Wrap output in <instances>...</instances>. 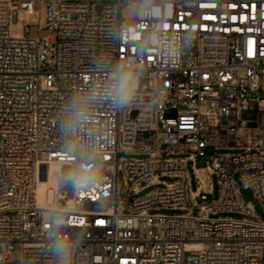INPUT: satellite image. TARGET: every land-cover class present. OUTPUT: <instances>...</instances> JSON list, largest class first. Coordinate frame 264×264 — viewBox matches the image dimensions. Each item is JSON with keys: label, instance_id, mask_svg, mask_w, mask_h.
Listing matches in <instances>:
<instances>
[{"label": "built area", "instance_id": "obj_1", "mask_svg": "<svg viewBox=\"0 0 264 264\" xmlns=\"http://www.w3.org/2000/svg\"><path fill=\"white\" fill-rule=\"evenodd\" d=\"M216 147L243 152L207 157ZM205 158L220 185L210 202ZM51 163L53 208L37 193ZM161 176L183 180L130 202ZM237 177L264 207V0H0V264L14 252L18 264H264V221ZM159 206L188 213H148Z\"/></svg>", "mask_w": 264, "mask_h": 264}, {"label": "rangeland", "instance_id": "obj_2", "mask_svg": "<svg viewBox=\"0 0 264 264\" xmlns=\"http://www.w3.org/2000/svg\"><path fill=\"white\" fill-rule=\"evenodd\" d=\"M127 14L130 15L131 13L129 10H126ZM12 21L14 24H17L19 22V14L18 11L15 10L12 12ZM26 33L30 35H37L39 34L40 37H54L55 38V32L49 31V30H43L40 33H38V27H27ZM63 80H60L61 87L63 86ZM243 150L235 149V148H212L207 151V157L211 155H234L236 153H241ZM191 154L190 153H167L164 155L165 158H187ZM150 155L148 153H133V152H125L120 153L119 157L121 159L125 160H136V159H147ZM206 159L201 160L198 159V162L196 163V169L198 171L199 175V183L202 185V192L201 194L207 195L208 201L210 202L213 199H216L219 195V188L220 185L218 183V177L216 174L209 175L206 171ZM72 168L70 166H63L61 168V174L66 179L63 180V187L66 190H71L73 188V183L71 180L68 179V177L71 175ZM186 172L189 179V182L191 184L192 191H197L198 184L197 179L195 176V170L193 167V163L190 161L186 165ZM159 182L147 184L146 182H143L140 184V187H142L141 190L138 192L132 193L130 195V202H133L138 199H142L146 197L148 194L153 193L155 191L164 190L167 188L168 184L174 183L176 181H182V177H172V176H161L158 178ZM210 185H212L213 188V194L209 193ZM236 185L238 189L239 196L242 200V203L245 206H251L253 209L254 214L257 216L258 219L264 221V207L262 206L260 200L255 195V192L253 189L249 187H245L243 184V181L240 179V177L236 178ZM125 179L124 175L121 171L118 172V195L119 197L123 198L125 197ZM201 212V208L198 207L194 210L195 215H199ZM148 213L150 214H163L167 216H175V215H182L187 214V209H173V208H165V207H152L148 210ZM220 217L222 218H235V219H244L248 217L246 212L243 211H221L219 213ZM49 218V213L44 212L43 214V220L46 221ZM8 264H18V253L14 252L9 260Z\"/></svg>", "mask_w": 264, "mask_h": 264}, {"label": "bare ground", "instance_id": "obj_3", "mask_svg": "<svg viewBox=\"0 0 264 264\" xmlns=\"http://www.w3.org/2000/svg\"><path fill=\"white\" fill-rule=\"evenodd\" d=\"M34 21L36 18H32ZM134 82L137 83L138 79L135 78ZM60 166L56 163L50 164V177L49 179H40L39 187L37 190L38 199L42 206L53 208L55 204V199L52 196V191L56 188L57 179L56 177L59 175Z\"/></svg>", "mask_w": 264, "mask_h": 264}, {"label": "clouds", "instance_id": "obj_4", "mask_svg": "<svg viewBox=\"0 0 264 264\" xmlns=\"http://www.w3.org/2000/svg\"><path fill=\"white\" fill-rule=\"evenodd\" d=\"M116 78L119 81V87L117 89V94L122 95L126 98L128 95V83L131 79V76H130V74L123 72L120 69H118ZM121 102H123V101H121ZM57 251L58 252L60 251L59 246H57Z\"/></svg>", "mask_w": 264, "mask_h": 264}]
</instances>
